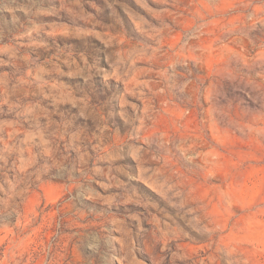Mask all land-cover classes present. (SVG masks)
<instances>
[{
  "label": "rangeland",
  "instance_id": "1",
  "mask_svg": "<svg viewBox=\"0 0 264 264\" xmlns=\"http://www.w3.org/2000/svg\"><path fill=\"white\" fill-rule=\"evenodd\" d=\"M0 264H264V0H0Z\"/></svg>",
  "mask_w": 264,
  "mask_h": 264
}]
</instances>
